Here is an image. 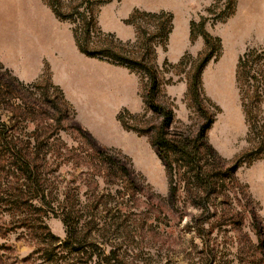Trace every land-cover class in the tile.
Returning a JSON list of instances; mask_svg holds the SVG:
<instances>
[{
    "label": "rangeland",
    "instance_id": "374dc122",
    "mask_svg": "<svg viewBox=\"0 0 264 264\" xmlns=\"http://www.w3.org/2000/svg\"><path fill=\"white\" fill-rule=\"evenodd\" d=\"M65 1L70 7L77 2ZM91 1V8L97 15L99 8L112 0ZM181 1L189 5L192 21H203V30L220 40L219 54L205 65L206 73L201 79L203 94L218 108L215 110L209 103H203L209 113L215 114L214 124L205 131L204 141L221 157L230 160L258 147L256 132L261 139L259 127L256 132L248 129L242 100L255 116L253 95L258 91L262 95L260 105L264 120V76L261 73L262 70L264 74V0ZM70 7L64 5L61 10L70 12ZM77 18L73 15L76 23ZM60 22L69 30L73 27L70 22ZM237 22L239 34L233 33L232 28L238 25ZM138 23L150 33L156 31L154 19L140 18ZM134 29L135 36L131 40L136 37ZM199 38L203 43L202 51L204 39L195 29L194 40L197 42ZM152 43L158 67L156 48L165 49V46L155 39ZM236 45L239 48H235ZM249 49H256V53L263 54V57L251 55L245 58L247 67L238 70L237 79L234 73L237 69L228 70L230 59L237 58L238 61L239 56ZM133 50L139 53L137 46ZM200 51L194 54L185 51L183 54L187 52L194 58ZM45 69L34 81L38 87H29L33 82L25 83L21 99H13L15 110L2 105L0 112L8 124L13 123L20 144L36 149L39 154L36 173L41 186L40 195L44 197H34L32 206L17 210V216L2 212L3 206H0V244L4 246L0 253L4 264H52L44 258L46 244L51 241L46 233L49 231L57 238L56 244L65 239V228L58 214L70 204L75 206L80 223L90 217L96 223L88 234L89 252L85 264H107L105 258L112 252L114 257L108 264H116V261L119 264H206L209 248L215 254L211 264H261L260 251L253 246L260 242L259 229L264 249V154L251 163L244 161L234 173V182L225 180L217 197L211 196L207 202L209 214L215 211L217 215L205 220L207 214L201 215V209L191 204L188 186L185 181L178 182V173L174 176L177 185L175 199H168L165 165L147 135L137 134L121 125L125 131L143 138L144 153L138 155L132 150L128 154L99 143L78 123L75 110L61 89L57 86L59 94L51 86L54 84L47 67ZM158 72L161 83L157 99L172 110L168 131L194 134L204 118L191 99L186 93L180 99L171 98L161 90V85L171 83L174 77L175 81L185 80L187 85V68L183 65L171 67L163 62ZM138 77L142 94L145 79L140 74ZM5 79L10 81L11 78L6 74ZM1 90V102L7 103L8 93L3 88ZM64 101L67 107L63 106ZM53 105L62 111L59 113ZM61 116L63 119L58 123L57 118ZM132 116L128 122L138 129L154 130L152 127L160 122V118L146 106ZM80 129L91 139H87ZM106 156L114 158L118 166H124L127 171L115 168ZM208 163L209 158H201V165L207 167ZM250 209L260 219L257 225L252 223ZM222 211L225 215L219 219ZM196 220L205 222L204 230H198ZM55 251L60 263L64 261L61 256L70 261L76 259V255L64 249Z\"/></svg>",
    "mask_w": 264,
    "mask_h": 264
},
{
    "label": "trees",
    "instance_id": "16d2710c",
    "mask_svg": "<svg viewBox=\"0 0 264 264\" xmlns=\"http://www.w3.org/2000/svg\"><path fill=\"white\" fill-rule=\"evenodd\" d=\"M44 1L51 8L58 20L73 24L71 28L73 38L81 53L89 57L124 66L130 71L138 75L140 74L141 77L145 79L141 97L144 105L160 118L158 126L152 127L154 130L151 128L138 129L134 127L128 122V118H132L133 116L126 109H122L118 113V121L127 130H133L137 134L147 135L150 144L158 149L159 156H161L164 162L167 173L168 199H175L177 185L174 176L175 173H178V182L185 181L188 186L191 204L197 209H201V215L207 214L205 220L217 215L215 211L209 214L210 206L207 202L211 196L217 197V193L221 192L226 179L230 182H234V173L244 161L251 163L264 154V120L260 105L262 102V95H259L258 91H255L253 95L256 101L253 106L255 116L252 115L251 110L246 108L247 106L242 100V109L245 113V121L248 129L251 132H256L257 127L261 129V139L259 138L258 132L255 134V137L258 138V147H253L248 152L239 154L230 160H226L204 141L205 131L213 123L215 114L209 113L203 107V103H209L211 106L215 107V110H218V108H216L212 101L203 94L201 73L205 65L219 54L221 46L219 38L213 37L203 30V21L199 23L194 21L190 22L191 41L195 38V29H198L199 34L202 35L204 39L205 48L194 58L190 57V54L186 52L176 64L169 63V66L183 65L184 68H187L186 96L191 99L197 111L204 119L194 134H185L184 132L170 133L168 127L172 119V110L157 99L161 82L158 75L159 69L155 64V45H153L152 41L154 39L158 40L165 46L169 33L172 30V15L166 11L146 12L137 8L133 9L129 17L125 20V23L136 28V37L134 40L122 41L117 38L114 33L104 32L100 29L97 23V15L91 8V0H76L77 2L71 7L67 5L65 0ZM64 5L70 7L71 11H62L61 8ZM73 15L79 17L77 18L78 20L76 19L77 23L75 19H73ZM140 18L154 19L157 22L156 31L150 33L142 28L138 23ZM135 46L138 47L139 53L134 52L133 48ZM256 52V49H249L239 56L236 70L237 79L239 75L238 70L241 69V67L244 69L247 67L245 58L251 55H256L257 58L263 57V54L258 55ZM165 64H168V62L165 61ZM261 73L264 76L262 70ZM6 74L10 76V81L5 79ZM45 76L46 74L42 77ZM29 85V87L39 86L37 82L30 83ZM24 86L25 83L19 81L0 64V91H2L1 89L3 88L8 93L7 103H2L0 97V112L3 109L2 105L10 110H15L17 108L14 107L13 99H21V91ZM51 86L60 94V89L57 86ZM53 106L59 113L62 111L59 106ZM63 106L67 107L66 101L63 102ZM62 119V116L57 118V122L60 123ZM250 120H252V123ZM149 131H151L150 134L148 133ZM82 133H85L84 135H86L87 139H91L86 131ZM205 156L210 159V163L207 164V167L200 164L201 158ZM38 157L39 154L36 149H28V147L20 144L18 134L13 129V123L11 122V124H8L3 119L2 113H0V206H3L2 212H7L11 216H17V210L32 206L31 201L34 197L40 196V199H44V197L40 195L41 186L36 173V162ZM106 159L115 168L127 171L124 166H118V161L111 156H106ZM173 164H175L176 167H174ZM74 207V205L70 204L58 214L64 225L66 235L61 243L56 244L58 242L57 238L49 234V231L46 233L51 238V241L46 244L44 252L45 261L52 264L86 263V256L89 252L87 247V244H89L88 234L91 232V229L95 228L96 223L93 217L80 223V217L76 215L77 210H75ZM222 213L219 219H223L225 214L223 211ZM237 217L239 218V215ZM250 217L253 225H257L258 221H260L253 209H250ZM204 223L203 220L195 221L197 228H200L198 229L199 231L204 230ZM257 235L260 238V242L257 245L254 244L253 247L260 251L261 264H264V249L260 237L261 231L259 229ZM205 245L206 247L209 246L206 242ZM3 247V244H0V252ZM57 248H59V250L64 249L76 255L75 261H70L65 258V256H61L64 261L63 263L58 262L60 257L57 256V252L55 251ZM207 252L208 258L206 259V264H211L215 254L213 253V249L210 248ZM210 253H212V255H210ZM112 256L114 257V252L111 253L110 257L105 258L107 264L109 263V259H112ZM2 259L3 256L0 253V264H4ZM115 263L119 264L118 261Z\"/></svg>",
    "mask_w": 264,
    "mask_h": 264
},
{
    "label": "crops",
    "instance_id": "0c3cea01",
    "mask_svg": "<svg viewBox=\"0 0 264 264\" xmlns=\"http://www.w3.org/2000/svg\"><path fill=\"white\" fill-rule=\"evenodd\" d=\"M135 8L166 11L173 16L165 49L156 48L159 70L163 62L175 64L185 51L194 54L203 48L200 38L197 42L190 39L192 16L189 5L181 0H112L99 8L97 23L102 31L131 40L135 29L125 20ZM238 26L232 27L233 33L239 34ZM237 62V58L230 59L228 70L235 71ZM0 64L23 83L37 81L47 67L51 82L61 89L78 123L95 140L128 154L130 150L136 155L144 153L143 138L125 131L117 120L122 109L133 114L145 107L137 73L81 53L72 31L56 19L43 0H0ZM205 73L206 66L201 79ZM175 80L162 84L161 90L168 97L180 99L187 85L185 80Z\"/></svg>",
    "mask_w": 264,
    "mask_h": 264
}]
</instances>
